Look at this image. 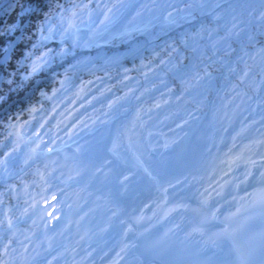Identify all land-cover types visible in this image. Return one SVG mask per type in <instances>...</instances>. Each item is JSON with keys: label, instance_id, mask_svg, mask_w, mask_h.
Segmentation results:
<instances>
[{"label": "trees", "instance_id": "trees-1", "mask_svg": "<svg viewBox=\"0 0 264 264\" xmlns=\"http://www.w3.org/2000/svg\"><path fill=\"white\" fill-rule=\"evenodd\" d=\"M103 1L6 0L0 6V56L11 44L7 56L0 60V264H17L19 254L16 252L20 247L17 240L22 237L25 228L32 231L38 226L25 219L26 215L29 216L35 211L30 208L29 195L56 189L59 184L52 174L66 172L62 163L56 160L62 156L60 150L49 146L45 152H33L30 148L31 141L20 134L21 129L32 132L40 123L41 128L53 125V111L59 110L70 93L80 91L89 99L80 102L83 105L71 123L70 134L84 126L97 128L99 121H104V127H101V133L104 134L111 126L109 127L107 119H103L101 110L109 109L107 102L115 101L112 103H116V120L117 109L122 108L120 98L135 92L134 84L129 85L125 78L137 80L139 73L150 76L144 85L147 92L137 90V95L143 99L141 103L137 101L141 105L140 109L147 108L151 111L155 104L165 101L166 111L169 112L168 124L175 119L173 102L177 105V111L183 104L188 108L186 113L190 116L189 119L195 113L203 116L208 109L209 104H198L181 91L194 84L190 72L196 73L200 79L208 77V85L203 84L207 96L225 101L227 106L230 100L234 105L240 100L238 92L233 89L235 82L251 98L258 94L264 103L263 91L252 92L235 74V69L226 66L231 64L245 75L248 73L258 80V88L263 87L264 38L261 34L264 33V27L255 29L256 26L249 21L248 31L240 33L238 40L225 37L224 44L227 47L219 45L214 55L207 44H204L201 51L186 47L191 38L197 36L194 24L180 31H174L168 26L159 31L153 28L154 37L150 48L144 47L148 45H144L148 40L143 41L144 37L139 34L134 39L137 45L131 51L122 49V40L121 43H107L103 48L89 46L87 50L80 49L70 39L67 21L75 23L79 19L77 14H83L86 10L94 14L96 7ZM261 7L257 11L260 12ZM204 26L211 31L215 29V32H221L209 20L199 27V31L204 32ZM246 34L249 35L248 38ZM252 49L258 52L255 60L250 58ZM114 54H120L116 62L104 60ZM87 60H90L92 66L88 63L80 64ZM175 68L185 73L189 82L179 75L176 76ZM160 88H165L168 94ZM52 96L56 98L55 101ZM218 112L224 114V111ZM195 116L198 121L197 114ZM196 121L189 122V125L193 126ZM58 123L62 124L60 117ZM119 127L121 122L113 124L112 130L117 140H120L121 133L130 138L128 123H123L121 132L118 131ZM138 146L146 152L141 141ZM68 150L67 148L66 152ZM76 164L79 172L84 170L82 162ZM37 172L44 178H51L50 182L42 183ZM35 199L43 202L47 200L44 195L36 196ZM28 244L35 243L29 239L25 247Z\"/></svg>", "mask_w": 264, "mask_h": 264}, {"label": "rangeland", "instance_id": "rangeland-1", "mask_svg": "<svg viewBox=\"0 0 264 264\" xmlns=\"http://www.w3.org/2000/svg\"><path fill=\"white\" fill-rule=\"evenodd\" d=\"M117 5L120 6L117 7ZM258 6H262L260 12L257 11L259 8ZM96 8L94 14H90L89 10L84 11L83 14H77L76 17L79 19L76 20V24L70 26L71 21H67L68 29L70 30V39L78 44L80 49L87 50L89 46L103 48L107 43H121L122 40V42H124V47L122 49L125 51H131L137 45L134 39L136 35L139 34L144 37L143 41L148 40V42L144 44L148 45L144 47L150 48L151 41L154 37L152 32L153 28H157L159 31L162 27L168 26L172 27L173 30H178V28L185 29L188 24H194L199 36L194 39V41L191 40L186 47L194 50H197L199 47V51H201L200 48L204 42H208L211 47L212 45L216 47L217 45L224 46L226 44H224L225 37L239 39L240 33H244L250 29V25L248 24L249 21H252L250 16H256L258 14L259 16H257L256 23H263L257 25V27H264V17H262L264 15V0H125L124 2H122V0L113 2L104 0ZM177 10L185 11V13H178ZM206 20L213 22L216 27L221 29V32H213L215 29L209 31L208 28L204 26L203 29L205 34L201 35L199 27L204 25ZM120 36L121 39L119 40ZM247 36L249 37V35L246 34V38H248ZM198 39H201L202 43H197L196 40ZM251 48H253V45ZM214 53L215 52L213 51L212 54ZM257 53L258 52L252 49L249 53L250 58L255 60L257 58ZM119 56L120 54H114L106 57L104 60L106 62H116L119 59ZM87 63L89 66H92L90 60L84 61L80 64ZM226 66L234 69L231 64ZM174 74L185 78L186 81L189 82L188 78L185 77V73L179 68H175ZM189 74L192 76V82H194V84H191L188 89H181V91L185 92L188 97L201 103H211L210 109L204 113L203 116L195 113L197 114L199 121L193 126H188L189 118L183 117V119L178 122H171V127H167V125H165V119H167L169 112L166 111L167 107L164 105L165 101L155 104L150 112L143 114L136 112L135 114L137 119L139 114H142V122L152 129L151 131L148 130L149 134H156V136L153 135V142L158 146L160 141H162V145L159 148L160 150L166 148V150H168L171 147L175 148L172 152L175 159L173 164L179 166L178 168L180 169H184L185 166L187 167L190 161L187 158L191 157L192 154H195V156L198 157L197 164H200L203 159L202 154L205 149H209L211 155L216 154V149L212 150L211 148L213 147V144L216 143L214 138H216V136L218 137L219 135L217 134L222 133L223 130L226 131L228 129L226 122L228 121L229 123V119H231L237 111H239L237 112L239 117L237 123L234 125L236 127L239 123L245 120L247 116H253L254 111H258V107L253 106V104H256L254 98L250 99L247 103L245 98L247 97V94H244L242 89L237 85L234 87V91L237 90L241 98L237 107L243 105L246 106L243 111L241 109L236 110L237 107H234L233 102H229L228 106L225 104V101L219 99H213L211 102V99L206 94V90L203 88V84L208 85V77L200 79V77L194 72H190ZM239 75L243 76L241 73H239ZM147 76L143 73H139L137 80H133L131 77V79L125 78L130 83L129 85L134 84L135 87L133 88L136 91L131 94L127 93L124 97L126 103L122 105L121 109L126 111L124 112L125 114H131L132 110H134L133 113H135L138 106L137 100L139 99V96H137V90L142 89L143 92L147 91L144 87L147 83V79L150 78V76ZM244 80L250 82L251 85H253V89H256V84L252 76L245 75ZM160 90L164 91L166 95L168 94L165 88H160ZM213 90L215 92V89ZM80 93L81 92H77V95L80 96ZM75 94L76 92L70 93V97L65 100V105L58 115V117L61 118V121L65 120L66 123H68L71 119L76 118L77 112L81 110L83 104L79 103L78 99L75 100ZM65 97L66 96H64V98ZM85 99L88 100L86 96ZM53 100L55 101L56 98L54 97ZM128 103L130 105H128ZM225 106L227 107L225 116L219 117V115L216 114V110H225ZM181 107L182 109H185L183 105ZM173 109H176V105L174 104ZM115 112L116 110L114 109L113 104L110 105L109 109L101 110L103 119H107L109 122V127L115 122L120 123L126 120V116H117L116 120L113 117L115 121H110V117H112ZM146 114H148V116L144 117ZM179 115L181 116V114ZM54 117L55 116L52 115L51 119L54 120ZM254 118L259 120L258 117H253V119ZM262 120L263 118L261 121ZM99 122L103 123L104 121ZM245 125L248 127L246 122L244 123V126ZM40 126L36 127L32 132H26L27 130L25 128L21 129L20 132L25 139L31 141L30 148L33 152H45L46 148L52 144H55L56 148L62 153L65 152V148L69 147L67 153L73 154L74 159L80 157L85 162H88L89 173H83L82 175L77 176L76 163L71 160V156L64 154L61 162H63V167L68 176H66V178L59 177L60 179H58L61 184H59L55 191L46 194L47 197L57 194L56 198H59V200L53 202V199L52 201L50 199L44 204L39 203L32 205L31 209L36 210V215L28 218V220L35 224L36 219L39 216V219H37L39 231L32 236L28 230H24L22 235V238L26 239L38 238V241L44 247L43 250L45 251V255L41 257L40 260L34 258V262L31 261V258L33 257L31 254L37 250V245H35L33 249L25 248L24 251L20 250L17 253L21 255V261L27 259L28 261H31V263L29 262L30 264H64L65 256L69 257L68 251L65 249L70 248L73 245L78 246V244L85 241V239H80L78 241L75 239L76 241L68 244L64 243V239L58 241L59 238H62L65 235H67L68 238L71 235L74 237L80 231L96 235L102 231L109 230L110 226H107L105 216L109 217L111 215L108 213L114 208L109 206L113 203V198L112 196L108 197L102 195L103 191L98 184L97 176L103 174L105 175V179H111L114 175V167L116 168L118 161L114 159V153H111V155L108 154L109 152L107 153L109 147H106V145H109V143L111 144L110 146H112V144L114 145V143L117 144V138L116 135L108 134L107 130H105L104 134L100 136L99 132H103L101 127L104 126H100L97 131L95 129L93 131L83 129L84 126L75 131L72 135H69L72 129H69L67 125L64 128L60 125L57 129L48 131H46V129L49 126L46 129L44 127L42 130L40 129ZM131 127L138 128L136 121L131 122ZM39 129L40 131H38ZM166 132L168 133L166 134ZM74 137L78 138V141L72 144L71 140ZM83 137L84 139H82ZM122 144H124L125 147L126 141L123 140L120 146ZM197 144L199 145L197 146ZM127 145L128 147L130 146L128 143ZM218 148L219 150H222L221 146ZM165 165L158 164L159 167H164ZM164 168L167 169L166 167ZM56 174L57 173H54L52 175L55 176ZM40 179L43 180L42 177H40ZM62 187L69 191L68 193L66 192L69 196L68 199H65L60 193L59 190ZM29 202H33V199L30 198ZM77 206H79L77 214L80 216L84 210V213L90 215V221L79 218L77 221L81 222L80 225H84L85 227L83 229L69 231L71 227L75 226V223L72 219L66 220L67 218L65 215L67 211L65 208H76ZM57 211H61V213L56 216ZM47 224L49 226H47ZM52 227L53 230H55L53 233L50 232ZM45 241L48 242L46 243ZM61 244L65 245L63 246L65 251H60V249L57 248ZM83 251L87 253L88 249L84 248ZM66 262L67 261H65V263ZM134 262H138L135 255L134 258H132L131 263Z\"/></svg>", "mask_w": 264, "mask_h": 264}, {"label": "bare ground", "instance_id": "bare-ground-1", "mask_svg": "<svg viewBox=\"0 0 264 264\" xmlns=\"http://www.w3.org/2000/svg\"><path fill=\"white\" fill-rule=\"evenodd\" d=\"M58 124V122H55L53 125L49 126L46 131L57 129ZM198 145L199 144H197V146ZM174 150V147H171L168 150H163L164 157L162 158L163 160L161 163L167 164V168L171 170L169 175L171 183L169 184L174 185L172 192L174 201L169 205V208H175V213L178 214V217L175 218H179L180 224L186 226L189 223L186 210L189 209L190 202L189 200L185 199L184 189L189 190V188H186L187 185L184 181L181 182L183 185H180V181L184 176L192 177L193 174L197 172L196 162L198 157L195 156V154H192L191 157H188L187 159L190 160L189 164L187 167L185 166V168L181 170L184 172L178 176L179 173L176 172L180 169H176V171L173 172V163L175 159L172 152ZM223 158L226 160L230 159V157L226 155H223ZM117 171L121 173V177L124 175L126 176L116 179L115 174ZM97 181L104 195L108 197L112 196L113 198V203H111L109 206L114 208L110 211V213H108L111 215L109 217L105 216V219L107 220V226H110V238H124L127 232L130 231L128 222L124 217L127 211H133L136 208L148 206L149 204L154 203L153 201L159 203L163 199L161 195L154 193L151 180H149L143 174V172H141V170L125 163H122L115 168L114 177L111 179H105V175H99L97 176ZM193 189L194 187H192V190ZM127 191L132 193L128 197L125 195ZM125 246H129L127 241H125ZM126 254L129 259L135 255L134 251L129 248L127 249Z\"/></svg>", "mask_w": 264, "mask_h": 264}, {"label": "water", "instance_id": "water-1", "mask_svg": "<svg viewBox=\"0 0 264 264\" xmlns=\"http://www.w3.org/2000/svg\"><path fill=\"white\" fill-rule=\"evenodd\" d=\"M6 0H1L0 1V6L5 2ZM16 40V37H14L13 41ZM11 49V44L8 45V47L4 50V52L1 54L0 56V60H2L3 58H5L9 52V50Z\"/></svg>", "mask_w": 264, "mask_h": 264}]
</instances>
